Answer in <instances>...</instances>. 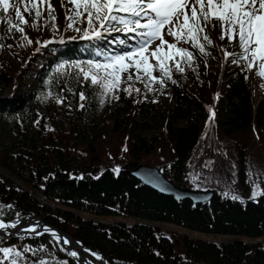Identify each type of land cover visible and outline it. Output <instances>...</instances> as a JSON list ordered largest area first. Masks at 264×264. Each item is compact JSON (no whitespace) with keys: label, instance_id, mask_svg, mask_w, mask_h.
I'll use <instances>...</instances> for the list:
<instances>
[{"label":"trees","instance_id":"16d2710c","mask_svg":"<svg viewBox=\"0 0 264 264\" xmlns=\"http://www.w3.org/2000/svg\"><path fill=\"white\" fill-rule=\"evenodd\" d=\"M47 17L39 22L38 30L31 23L23 28V33L9 32L8 24L0 21V54L11 50L23 56L29 54L39 38L62 34V24L56 19L57 30H54ZM127 35L112 32L105 34L101 41L81 39L48 43L31 54L17 76L11 64H0V206H3L0 219L15 221L38 215L78 239L108 264H264V246L255 244L257 240H264V195L255 199H232L233 195L222 188L198 186L190 177L191 162L202 137H206V141L223 138L231 146L226 147L235 154L232 165L237 172V183L244 188V193L251 189L252 180L256 179L250 172V163L264 149V78L260 84H263L261 100L253 108L248 71L243 67L246 62L242 61L223 83V94L215 106L214 118L210 119L212 115L204 107L205 102L188 93L179 78H197L195 89L201 92L208 88L204 78L212 76L206 67L215 65L216 59L212 53L201 55L198 49L185 43L184 49L192 51L195 59L191 67L183 65V74H173L175 83H168L171 95L166 112L159 113L156 99L137 87L143 84L140 82L131 83L133 89H140L139 93L132 91L129 95L123 91L127 86L121 84L122 90L117 93L119 99L105 97L102 106L95 90L85 86L88 99L79 101L74 79L78 70L66 66L63 73H57L56 67L61 62L67 65L89 59L103 60L104 54L113 55L121 47L120 40L131 43ZM24 36L32 43L29 44ZM96 50L101 51V57L94 55ZM58 96L63 97V103L56 102ZM80 103L85 104L83 109ZM57 108L75 115L77 125L72 122L68 126L69 133L62 138L73 136L76 144L86 147L91 155L90 164L76 165L69 152L70 139L62 143L50 133H61L53 124L64 125V118L53 117ZM105 108L109 109L110 131L98 126L96 131H88L87 127L100 120ZM159 115L162 122L157 118ZM211 120H214L216 136L203 134ZM98 144L105 147L101 149L102 155L113 158L110 165L99 164ZM162 149L165 150L161 155ZM158 150L162 160L149 159L148 156L155 155ZM125 154L129 159L120 160ZM137 165L157 168L178 188L212 191L213 196L203 204L174 200L133 178L129 171ZM259 183V190L264 193V179ZM198 187L202 189L197 190ZM35 195L65 211L50 210L36 201ZM9 196L11 199L7 202ZM73 213L122 218L132 223L119 221L106 225ZM152 224L173 225L205 235L229 236L242 242L231 240L221 244L178 238L160 232L151 227ZM26 246L36 252L23 253L18 264H39L41 259L46 264H79L76 257L47 235L0 236V247H16L23 252Z\"/></svg>","mask_w":264,"mask_h":264},{"label":"snow or ice","instance_id":"6c2138e0","mask_svg":"<svg viewBox=\"0 0 264 264\" xmlns=\"http://www.w3.org/2000/svg\"><path fill=\"white\" fill-rule=\"evenodd\" d=\"M59 3L66 9V29L80 33L81 39L101 41L105 34L121 32L131 33L128 39L134 41L130 50L113 55L104 54L103 60L89 59L67 65L61 62L56 67L57 73H63L66 66L78 70L74 79L79 90L75 94L81 102L88 99L85 86L95 90L101 106L105 97L119 99L117 93L122 83L128 85L123 91L129 95L132 91L140 92L139 88H132V81L143 83L148 91L153 90L152 85L155 83L165 86L167 81L172 80L173 68L182 73L183 65L191 67L195 59L192 51L177 45L183 41L198 49L201 55H210L207 49L213 45V31L216 40L225 42L216 47L224 52L226 59L233 58L231 62L237 66H241L244 61L245 70L256 69V75L264 78V0H59ZM69 4L72 7L69 8ZM45 10L48 22L57 30L55 8L51 0H0V21L8 24L9 32L15 30L23 33L22 26L29 23L24 15L27 13L32 18V27L38 30ZM85 23V28L75 27ZM164 35L173 37L176 43L165 40ZM24 39L32 43L27 36ZM153 43H156L154 49L151 48ZM119 44L125 45L126 41L122 39ZM225 45L238 47L240 51L227 52ZM94 55L101 57L102 53L96 50ZM157 72L159 76L154 74ZM172 82L175 83L174 80ZM56 102L63 103V97H56ZM79 107L83 109L85 104L80 103ZM214 115L212 113L210 119ZM124 150L127 151L126 148ZM259 195L264 193L257 186L252 198ZM231 198L240 199L238 196ZM16 226L0 221V230ZM30 231L35 233L36 228ZM52 235L56 234L53 232ZM64 243L69 241L65 239ZM28 252L35 254L36 249L26 246L21 252L16 247H0V264H18V258L22 260L23 253ZM69 255L75 257L77 253L70 252ZM39 264L46 262L41 259Z\"/></svg>","mask_w":264,"mask_h":264},{"label":"rangeland","instance_id":"374dc122","mask_svg":"<svg viewBox=\"0 0 264 264\" xmlns=\"http://www.w3.org/2000/svg\"><path fill=\"white\" fill-rule=\"evenodd\" d=\"M51 3L53 5V7L55 8L54 15H55L56 19L62 24V30H63L62 34L53 35V36H45V37L39 38L38 39L39 43H37V41H36L37 44L34 47H32L31 49H29V54H25L23 56H21L20 53H17L15 51H11V50L3 51L0 54V64L1 63L11 64L13 66L12 71H17L16 76L18 75L19 71L22 70L26 66V64L28 62V58H31V54H34L36 51L43 49L46 46V44H48V43H51V44L65 43V42L70 41V40H81V38H80L81 34L80 33L76 32L74 30L66 29V23H67V21L65 19L66 9L64 7L60 6L59 0H51ZM44 7L46 9V6H44ZM68 7L70 8V7H72V5L69 4ZM21 9L23 12V6H21ZM24 15H25V18L28 19V21H29V23L27 25L31 26L32 18L27 13H24ZM47 16H48V13L45 10L43 13V17L40 19V21L42 19L46 18ZM27 25H23V28L25 29L27 27ZM13 32L14 31H12V33ZM72 32H74V34H72ZM131 35H132L131 33H128L127 37H129ZM211 36L213 38V45L210 48H208L207 50L210 53H212V55L215 57L216 64L215 65H208V67L205 66L207 69V72L210 73V76L212 75L211 77L204 78L208 82L207 83L208 88H204V89H202L201 92H199L195 89V86L198 85V83H195L197 78H195L194 80H187L184 78L183 79L179 78V80L181 81V85L184 88L188 89V93L194 94L200 102H202V103L205 102L206 105H204V107L206 106L205 108L209 112L210 115H212L214 110L216 111V107H217L216 104H218L217 103L218 99L223 94V83L225 82L226 78L229 76V73L234 71L238 67H240V66H237V64H235V63L234 64L232 63L230 65L229 61H231V59H233V58H227L226 59L224 56V52L220 51L219 48L216 47L217 44L224 45L225 42L216 40L215 31H213L211 33ZM164 39L171 42V43H176L174 38L169 36V35H164ZM133 43H134V41L131 40V43L124 45V49L130 50V46ZM156 43H159V42L157 41ZM156 43L152 44V46H151L152 49H154L156 47ZM177 46L180 48H186L187 45H185V43L183 41H181ZM225 50L227 52H234L235 51L237 53H239V51H240V49L238 47H234L232 45H225ZM122 51H124V50H122ZM120 52H121L120 50L119 51L116 50V52H114V54H118ZM151 62L155 63L154 60H152ZM204 64H205V62H204ZM205 67H203L204 71H205ZM256 71H257L256 69H253L252 71H248V84H249V89H250V93H251L250 96H251V102H252L253 108L261 100L262 91L260 88L263 86V84L260 85L262 77L256 75ZM174 73H175V75L183 74L179 71H176L175 68H173L172 80H174V78H173ZM154 74L159 76L158 72L154 73ZM124 75L126 76L127 73H125ZM175 79H176V77H175ZM172 80L167 81V85H165L163 87H161V85L159 83L153 84L152 85V89H153L152 91H148V89H146L144 87V84H141V86L138 84L137 87H139V88L141 87V90L144 93H148L149 97L152 98L153 100L155 98L156 101L158 102V104L160 105L159 113H164L168 109V99L171 95L168 91V83L172 82ZM130 83L135 84L136 81H132ZM122 85L128 86L127 84H124V83H122ZM120 90H122V88H120ZM120 90L118 92H120ZM108 105H109V103L107 102V106ZM107 112H109V109H107V108L103 109L100 116H99L100 120H95V121L91 122V125H89V127H87V130L90 131L92 129L93 131H96V127L98 126V127H103L107 131H110L111 123H109V122L107 123V116H108ZM53 117L64 118L65 120H63L64 125L63 124L59 125L57 123L53 124L54 126L59 128L61 133L54 132V131H52L50 133L54 134L56 136L57 140L61 139L62 143H65L66 141H68L70 139L69 152L74 156L72 158L75 160L74 163H76V165L81 166L82 164L83 165L90 164L91 155H90V153L86 152V149H87L86 147H84L80 143L76 144V142L73 139V136H72V138H69V137L66 138V140L64 138H62V136H66L67 133H69L70 128L68 129V126L71 125L72 122L76 123V125H77V120H76L75 115H73L71 112H68V111H61L60 108H57V109H54V111H53ZM157 118H159V121L162 122L160 115H159V117L157 116ZM153 125L155 126V124H153ZM206 131H208V132H206ZM151 133H154V131H152ZM203 134L204 135L205 134H208V135L214 134V136H216V127L214 125V120L209 121V125L205 126ZM224 141L225 140L223 138H219L217 141H214L213 139H211V140L208 139L206 141V137H202V143L198 147L196 154L194 155L192 162H191V171H190L191 180L196 185L201 186V187H213V186H215V187L222 188L228 194L233 195V196L255 199L256 197L252 198L253 190L258 185H260L259 180L264 179V149L261 150L260 153L255 157L254 162L250 163V166H251L250 172L254 175V178L256 180H255V183H252L251 189L248 191V193H244V188H241V184H239V182L237 183V181H238L237 180V172H234L233 165H232V157H234L235 154H234V152L230 151L229 147H226L227 145L228 146H230V145ZM94 148H95V146H94ZM101 149L105 150V147L102 146V144H98L96 147V154H98L97 158H98L99 164H101V166L104 167V166L110 165L112 162H114L113 158H111L110 156L102 155ZM164 150L165 149L161 150V153H160L161 155L164 153ZM231 150H233V149L231 148ZM158 152H159V150L156 152L155 155H149L148 156L149 159H151V160L157 159V160L161 161L162 158H160L161 156H159ZM231 152H232V154H231ZM121 159H129L128 154L123 155L120 158V160ZM149 165H151V164H149ZM233 179H234V181H233ZM253 181L254 180H252V182ZM16 185L18 186L19 183L16 182ZM200 189H202V188H199L197 190H200ZM26 191L28 193H30L28 190H26ZM35 196H36V198H35L36 201H38L41 204L44 203L45 206H48L50 208V210L65 211L63 207H61L59 205H54V204L49 203L47 201L41 200L39 195H35ZM10 199H11V197L9 196L6 198V201L8 202ZM73 214L77 215L75 213H73ZM36 216L39 217L38 215H36ZM77 216H80V217L86 218V219H91L92 221H94L96 223H102V224H106V225L112 224L114 222H119V221L125 222L126 224L132 223V221H130V220H124L122 218H116V217L104 218V217H94V216H90V215H86V214H79ZM22 219H23V217H21L18 220H15V221H5L2 219H0V221H4L6 223H17ZM41 220L43 222H45L43 219H41ZM152 225L157 226L158 227L157 229H159L160 232L170 233L174 236H177L178 238L187 237V238H192V239L211 241V242H215V243L229 242V241L234 239L233 237H229V236H213V235H205V234H201V233H197V232H191V231H188L186 229H183V228H180L177 226H173V225H168V224H152ZM34 227H36V226L34 225ZM47 236H49V235H47ZM2 237H4V236H2ZM49 237L54 238L52 236H49ZM55 240H57V239H55ZM57 241H58V243H60L59 240H57ZM244 241L254 242L252 240H247V239H244ZM259 243L264 246V240L263 239H260ZM97 257H99V256H97ZM98 259L101 261V263L105 264V261L101 260V258H98Z\"/></svg>","mask_w":264,"mask_h":264},{"label":"water","instance_id":"95a60500","mask_svg":"<svg viewBox=\"0 0 264 264\" xmlns=\"http://www.w3.org/2000/svg\"><path fill=\"white\" fill-rule=\"evenodd\" d=\"M129 174L144 186H147L150 189L162 195L172 197L174 200L177 201L189 200L193 204H203V203H207L213 196L212 191H196L186 188H178L175 185H173L170 181H168L162 175V173L157 168L154 167L137 165L135 168L129 171ZM30 217L31 218L25 217L22 220H20L18 223H7V224H16L18 226L22 223L31 222V224H34L36 226L35 227L36 232L33 233L30 230H28L23 232L24 236L27 235L33 237H40L44 235L52 236L55 239L59 240L60 244L66 250H68L69 252L77 253L75 257L79 264H103L92 250H90L85 245H83L75 237L69 235L68 233H66L65 231H63L58 227L50 225L47 222H43L36 215ZM151 227H155L156 229L158 228L157 226H151ZM45 229H49L50 231H44ZM0 231H5V232H0V235L4 237H10L15 233L22 232V231L18 232L16 228H10L7 230H0ZM53 232L56 234L55 236L52 235ZM65 239L68 240L69 243H64ZM231 242H242V240L236 239ZM225 243H229V242H224L221 244H225ZM256 243H259V240H257L255 244ZM105 264L107 263L105 262Z\"/></svg>","mask_w":264,"mask_h":264},{"label":"bare ground","instance_id":"6f19581e","mask_svg":"<svg viewBox=\"0 0 264 264\" xmlns=\"http://www.w3.org/2000/svg\"><path fill=\"white\" fill-rule=\"evenodd\" d=\"M31 218V217H28ZM32 227H34V224H31V222H26V223H22L18 226H16V230H18V232L22 231L21 233H15V234H21L24 235L23 232L30 230ZM10 229V228H9ZM0 232H5V231H0ZM7 232V231H6ZM14 235V234H13ZM28 236V235H27ZM64 248V247H63ZM65 249V248H64Z\"/></svg>","mask_w":264,"mask_h":264}]
</instances>
